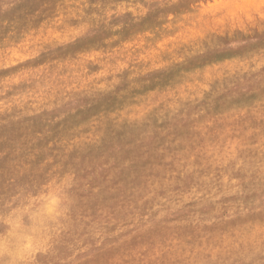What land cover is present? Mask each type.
Listing matches in <instances>:
<instances>
[{
    "label": "rangeland",
    "instance_id": "374dc122",
    "mask_svg": "<svg viewBox=\"0 0 264 264\" xmlns=\"http://www.w3.org/2000/svg\"><path fill=\"white\" fill-rule=\"evenodd\" d=\"M0 264H264V0H0Z\"/></svg>",
    "mask_w": 264,
    "mask_h": 264
},
{
    "label": "bare ground",
    "instance_id": "6f19581e",
    "mask_svg": "<svg viewBox=\"0 0 264 264\" xmlns=\"http://www.w3.org/2000/svg\"><path fill=\"white\" fill-rule=\"evenodd\" d=\"M197 158V157H196Z\"/></svg>",
    "mask_w": 264,
    "mask_h": 264
}]
</instances>
